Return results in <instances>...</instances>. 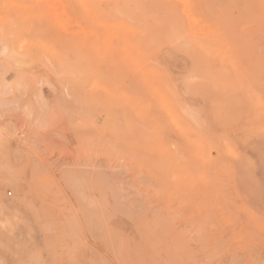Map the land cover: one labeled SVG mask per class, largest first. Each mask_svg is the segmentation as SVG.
Instances as JSON below:
<instances>
[{
    "label": "rangeland",
    "instance_id": "374dc122",
    "mask_svg": "<svg viewBox=\"0 0 264 264\" xmlns=\"http://www.w3.org/2000/svg\"><path fill=\"white\" fill-rule=\"evenodd\" d=\"M0 264H264V0H0Z\"/></svg>",
    "mask_w": 264,
    "mask_h": 264
},
{
    "label": "bare ground",
    "instance_id": "6f19581e",
    "mask_svg": "<svg viewBox=\"0 0 264 264\" xmlns=\"http://www.w3.org/2000/svg\"><path fill=\"white\" fill-rule=\"evenodd\" d=\"M177 54V53H176ZM174 55V54H173ZM97 179V178H96ZM101 179V178H100ZM86 180H88V179H86ZM102 182H104V181H102ZM107 183V182H106ZM105 185V184H104ZM75 188V187H74ZM111 189H113V188H111ZM97 190V189H96ZM99 193V192H98ZM83 197V196H82ZM105 197V196H104ZM88 198V197H87ZM103 198V197H102ZM116 198V197H115ZM82 199V198H81ZM85 200H87V199H85ZM117 203H118V201H117ZM88 204V203H87ZM98 204V203H97ZM115 205V204H114ZM125 205V204H124ZM97 207V206H96ZM95 207V208H96ZM127 207V206H126ZM129 207V206H128ZM98 208V207H97ZM103 209V208H102ZM97 210V209H96ZM98 211V210H97ZM108 211V210H107ZM104 214H106V213H104ZM133 214V213H132ZM106 215H108V214H106ZM134 215V214H133ZM106 217V216H105ZM108 217V216H107ZM105 224V223H104ZM69 225V224H68ZM76 227V226H75ZM72 230H73V228H72V226L70 227ZM109 229V228H108ZM104 231V230H103ZM108 231V230H107ZM150 231V230H149ZM97 233V232H96ZM98 235H100V234H98ZM114 237V236H113ZM115 238V237H114ZM113 241V240H112ZM150 245V244H149ZM152 246V245H151Z\"/></svg>",
    "mask_w": 264,
    "mask_h": 264
}]
</instances>
